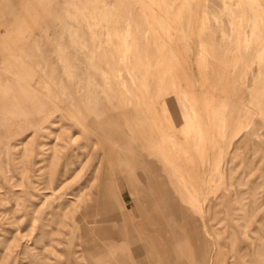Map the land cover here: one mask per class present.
I'll return each instance as SVG.
<instances>
[{
    "label": "rangeland",
    "instance_id": "1",
    "mask_svg": "<svg viewBox=\"0 0 264 264\" xmlns=\"http://www.w3.org/2000/svg\"><path fill=\"white\" fill-rule=\"evenodd\" d=\"M0 264H264V0H0Z\"/></svg>",
    "mask_w": 264,
    "mask_h": 264
},
{
    "label": "bare ground",
    "instance_id": "2",
    "mask_svg": "<svg viewBox=\"0 0 264 264\" xmlns=\"http://www.w3.org/2000/svg\"><path fill=\"white\" fill-rule=\"evenodd\" d=\"M98 76V75H97ZM103 90V89H102ZM101 90V91H102ZM104 91V90H103ZM102 93V92H101ZM188 104L190 103L189 100H187ZM154 109V107H153ZM184 115H188V114H191V113H194V114H199V109L196 108V109H189L188 111L184 110ZM145 114H146V111L144 113H142V118L143 120L141 121V125L145 124ZM144 129L140 130V134L141 135H145V133L148 131L146 130L145 127H142ZM154 132V131H153ZM152 132V133H153ZM170 133V132H169ZM139 134V133H138ZM140 135V136H141ZM179 140V139H178ZM149 143V142H148ZM181 141L179 140V146L182 147L181 145ZM145 146H143L144 148ZM156 151V150H155ZM154 152V151H153ZM140 159H138L134 166L136 169H139L140 173L138 172V175L140 176L141 180L143 182H146V184H148V187H150L153 191V196H151V198H149L150 200V203L151 202V199L155 202V203H160L161 200L163 199V197H166L169 199L170 202H175L177 203L178 202V199L176 197H174V192H182V195L185 199H188L192 205H194V208H196L199 212H202L203 211V206H202V199H201V192L203 193L202 190H200L197 186H195L193 184V179L189 177V174L187 173L185 167H184V164L182 162H176L174 167H177L176 170H175V175L176 177H174L175 179L171 180L173 182H177V186L175 188V190H171L168 185L166 184V177L162 176L160 174V171L158 169V167L155 166V161L157 159L156 155H154L152 153V147H145L144 148V151H142L141 153H139V156H138ZM115 158V157H114ZM190 158V157H189ZM191 160V159H190ZM165 163V162H164ZM188 163V162H187ZM163 164V163H162ZM165 168V167H164ZM168 169V168H167ZM129 176V175H128ZM173 176V175H172ZM129 180V179H128ZM170 180V179H168ZM107 186L104 187V189H106ZM121 188V187H120ZM108 189V188H107ZM57 192V191H56ZM99 200V198H98ZM168 201V200H167ZM187 201V200H186ZM111 200L105 195L103 197V206L104 207H107L109 206ZM113 202V201H112ZM182 202V201H181ZM98 203V202H97ZM100 203V202H99ZM168 203V202H167ZM190 204V203H189ZM91 205V203H90ZM95 205V204H94ZM93 205V206H94ZM97 206V205H95ZM98 207V206H97ZM186 207V206H185ZM183 205H179L178 210H184L186 209ZM190 207V206H189ZM87 208V207H86ZM89 209V208H88ZM94 209V208H93ZM193 209V207H192ZM186 210H190V209H186ZM92 211V210H91ZM178 211V212H180ZM89 212V211H88ZM82 213V212H81ZM83 213L86 215V213L83 211ZM150 217L154 220L155 223H157V221L159 219H162L164 220V217H165V214H163V212H160V210L158 209L157 211V207H151V210H150ZM146 216V213H144V217ZM91 217V216H90ZM178 217V215H177ZM148 218V217H147ZM179 218V217H178ZM177 218V220H178ZM181 218V217H180ZM165 221V220H164ZM197 219L196 217H193L191 216L190 217V222H196ZM78 223L80 221H77ZM83 222V220L81 221ZM88 225V223H87ZM167 225V224H165ZM195 227H196V224L194 223ZM129 228H131L132 230H135L137 227L135 224H132V226H130ZM84 229V228H83ZM131 230V231H132ZM181 231H183V228L180 229ZM82 231V230H81ZM159 231L164 233V231H166V228H159ZM199 232V231H198ZM85 233V232H84ZM201 235V234H200ZM141 236L142 234H139V235H136L135 233V238H138V239H141ZM134 237V235H133ZM146 246L148 247L149 246V243L146 242ZM152 245H153V248H151V245H150V248L151 250H154V251H158V253H162L163 250H164V243L163 241L161 240H158L155 238V241H152ZM149 248V247H148ZM205 263V262H204Z\"/></svg>",
    "mask_w": 264,
    "mask_h": 264
}]
</instances>
